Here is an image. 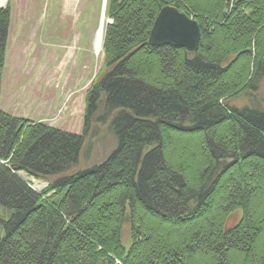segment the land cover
<instances>
[{
  "label": "trees",
  "instance_id": "obj_1",
  "mask_svg": "<svg viewBox=\"0 0 264 264\" xmlns=\"http://www.w3.org/2000/svg\"><path fill=\"white\" fill-rule=\"evenodd\" d=\"M165 6L196 21L194 53L150 44ZM106 13L81 134L0 110V264H264V0H108ZM9 26L7 6L0 91ZM100 128L114 149L77 170Z\"/></svg>",
  "mask_w": 264,
  "mask_h": 264
},
{
  "label": "rangeland",
  "instance_id": "obj_2",
  "mask_svg": "<svg viewBox=\"0 0 264 264\" xmlns=\"http://www.w3.org/2000/svg\"><path fill=\"white\" fill-rule=\"evenodd\" d=\"M66 0H5L10 26L1 76L0 110L31 123L81 134L85 98L98 76L103 61L94 53L93 39L100 22L103 0H76L66 9ZM106 2V8H107ZM106 19L107 17L105 10ZM192 18V17H191ZM106 26V24H105ZM264 103V80L259 90ZM247 99H231L235 106ZM100 128L92 140L91 152L80 154L77 170L103 161L114 149V141ZM95 140V141H94ZM31 189L40 193L47 183L18 173ZM240 213H234L226 227H233ZM122 243L130 246L129 227H122Z\"/></svg>",
  "mask_w": 264,
  "mask_h": 264
},
{
  "label": "water",
  "instance_id": "obj_3",
  "mask_svg": "<svg viewBox=\"0 0 264 264\" xmlns=\"http://www.w3.org/2000/svg\"><path fill=\"white\" fill-rule=\"evenodd\" d=\"M107 20L106 25H110ZM200 29L195 20L174 7L165 6L157 14L149 36L152 46L169 45L194 53L199 44ZM264 71V55L262 59Z\"/></svg>",
  "mask_w": 264,
  "mask_h": 264
},
{
  "label": "bare ground",
  "instance_id": "obj_4",
  "mask_svg": "<svg viewBox=\"0 0 264 264\" xmlns=\"http://www.w3.org/2000/svg\"><path fill=\"white\" fill-rule=\"evenodd\" d=\"M66 9L69 10L71 9L73 2L76 0H66ZM5 0H0V7L3 6ZM106 2L107 0H103V6H102V12L100 16V22L98 25V28L96 30L94 39H93V50L94 53L99 56L102 50V40H103V34H104V29H105V24L107 22L106 15H105V10H106Z\"/></svg>",
  "mask_w": 264,
  "mask_h": 264
}]
</instances>
